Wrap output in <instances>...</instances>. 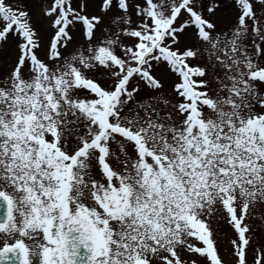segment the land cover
<instances>
[{
    "label": "snow or ice",
    "instance_id": "1",
    "mask_svg": "<svg viewBox=\"0 0 264 264\" xmlns=\"http://www.w3.org/2000/svg\"><path fill=\"white\" fill-rule=\"evenodd\" d=\"M0 242L264 264V0H0Z\"/></svg>",
    "mask_w": 264,
    "mask_h": 264
},
{
    "label": "rangeland",
    "instance_id": "2",
    "mask_svg": "<svg viewBox=\"0 0 264 264\" xmlns=\"http://www.w3.org/2000/svg\"><path fill=\"white\" fill-rule=\"evenodd\" d=\"M105 79H106L105 77H102L99 75L97 76V80H98V82H100L102 84V86H104ZM0 247H2V242H0Z\"/></svg>",
    "mask_w": 264,
    "mask_h": 264
}]
</instances>
